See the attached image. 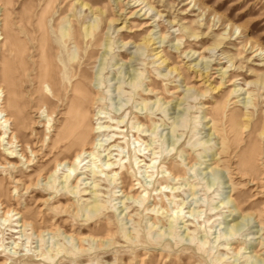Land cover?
I'll return each mask as SVG.
<instances>
[{"label":"rangeland","instance_id":"obj_1","mask_svg":"<svg viewBox=\"0 0 264 264\" xmlns=\"http://www.w3.org/2000/svg\"><path fill=\"white\" fill-rule=\"evenodd\" d=\"M118 1L0 0L1 106L19 154L17 167H0V208L32 223L11 235L16 221L0 220V260L264 264V0H122V12ZM33 30L47 31L45 41ZM52 58L63 82L86 69L82 78L103 98L93 113L106 117L94 126L123 131L112 147L116 182L85 172L76 187L65 163L54 173L46 114L55 109L59 129L72 100L44 99L58 82ZM121 171L135 189L128 195ZM140 192L146 200L131 197Z\"/></svg>","mask_w":264,"mask_h":264},{"label":"bare ground","instance_id":"obj_2","mask_svg":"<svg viewBox=\"0 0 264 264\" xmlns=\"http://www.w3.org/2000/svg\"><path fill=\"white\" fill-rule=\"evenodd\" d=\"M122 4H123L122 0H119L117 2V7L120 11L122 9L121 7ZM84 5L87 6L86 4ZM136 6L138 7L140 5H136ZM131 15H133V13H131ZM33 31L34 33H39L38 39L40 42L41 40L45 38L47 34V31H38V32L36 30H33ZM62 33H63V36L67 35L65 31H63ZM89 34H91V32L87 31L86 36H88ZM0 40H2L1 34H0ZM46 43L49 47L51 46L53 47L52 41L46 40ZM49 57H50V54H49ZM71 59H75V58L73 57ZM88 59L90 58H87V60ZM215 59H217V57H215ZM210 62H211L210 60L207 61V63H210ZM47 64H49V62ZM51 64L53 65L54 68H56V70L54 69L52 72H50V75L54 79H56L58 82L56 86H50L49 84H46L45 89L49 94H46L44 98L45 101L49 104H53L54 101L57 100L56 98L60 97L61 94L67 96V98H71L72 100L71 102L72 108H62L63 110L67 109L68 112L62 113V116L64 115L63 117L64 123L59 129L54 127V124L51 125V122L53 121L52 116L55 113V109L49 108V111H47V114H46V128L47 130L51 129L48 135L50 134V132L55 133V134H51V136L49 137L47 147L45 148V149H49L50 154H53L54 156H56L54 173L57 172L58 167L61 166L62 163H65L66 165H68L67 166L68 173L64 176V179H65V182L71 181L72 182L71 185H73V183H76L74 184L76 186L81 181V179L79 178V175L80 174L83 175V173L85 172H88L89 174H91L93 178H97V179L108 178L111 180V182L112 180L115 181L116 180L115 178L119 173L118 172L119 169L115 166L116 160L112 159V156H113L112 151H114L112 147L114 146L119 147L117 140L125 138V135H123V131H117V132H115L114 130L108 131L109 129L113 128L112 127L113 124L108 125L107 121H104L102 123H99L97 126H94L93 124L94 117H96V120H101V121L104 120L106 117L102 116V113H103L102 111H98L96 114L93 113L94 105L97 104L96 103L97 101L102 102L103 98L99 96V91L95 90L94 92L93 91L94 88L93 89L90 88V86L82 78L86 72V69L81 68L79 73L69 74L67 77L68 81L63 82L61 81L58 75V72H57V69H59L60 64L56 61V59L55 61H53V58L51 60ZM78 66H80V63L78 64ZM260 66H263V65H260ZM234 70L235 69H233V71ZM223 73H224L223 74V78H224L226 73L225 72ZM46 75H47V70L43 72L42 78H45ZM232 75H235V74L230 73L229 77ZM259 90L260 92H262L261 94H263L264 83L260 85ZM151 91H154V89H151ZM93 92L95 93V96H93ZM0 94H2V90H0ZM1 96L2 95H0V147L3 144H6L9 147L6 148V153H4L6 157H4L3 160L1 159L2 162H0V167L6 168V166H9V167L15 168L17 167L18 162H15L13 159L18 158L19 154L14 149L15 147L14 145L18 143V139L12 127L13 126L12 120L7 116V114H4V110H2ZM65 105H66V100L62 102L61 106H65ZM103 124H106V125H103ZM120 127L121 126L117 124L115 125L114 128L116 129ZM106 132L108 133L105 134ZM111 132H115L116 134H118V137L113 138L114 136H110V135L108 136V134H110ZM103 137H105L106 139H103ZM223 144L224 143L222 142V147L224 146ZM105 152H107V154L104 155V159L105 158L106 159L104 163L98 165L99 170H96L94 166L96 163V158L102 157L103 153ZM31 154L35 155V152L31 150ZM115 156L117 157L118 155H115ZM20 157L24 159V156L22 153H20ZM87 158H89L88 162H92L91 165L93 166L91 165L86 166L85 171L80 172L78 174H74L75 170L82 169L83 166H85V164L82 165V163ZM151 160H154V158H152ZM99 161H101V158L99 159ZM120 161H121V158H119V162ZM25 162H30V161L29 159H25ZM123 167L124 166L122 165L120 168L122 169ZM150 167L152 168L154 167V165ZM169 173L173 176L174 180L179 178L178 175L172 174L171 171ZM124 178H125V174L123 171H121L120 177H119V179L121 180L120 188L123 193L128 195L135 189H133V184H130L129 187H127L126 181ZM165 183H167L166 180H165ZM160 185L163 186V183H160ZM145 191L146 190H143L142 192H145ZM142 192H140L138 195H132L131 197L135 198L136 200H138L139 198L140 199L142 198V201H144L147 198L144 199L145 195L143 196ZM103 208H104V205L101 204L100 202H97L93 206V212L97 214ZM0 209H5L3 212H1L2 217L0 216L1 217L0 220H2L3 223L7 221L10 223H12L13 221H16L15 226L9 225V227L11 229L20 228L19 231L17 230L11 231V235L16 234V233H25L27 227L32 226V223L29 221L28 217L25 215H22V213L20 216L21 217L20 220H12L15 214H20V212H17L16 209H11L4 205ZM14 211L16 213L12 215V212ZM14 243L17 244L15 240H14ZM98 246H100V244ZM80 247L81 246H79V249L83 250ZM38 256L42 257L44 255L41 253ZM0 264H6V262L4 260L3 261L0 260Z\"/></svg>","mask_w":264,"mask_h":264}]
</instances>
